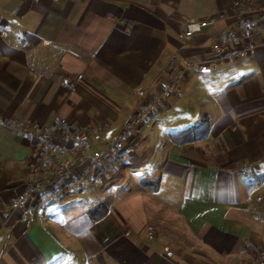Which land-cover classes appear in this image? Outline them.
Listing matches in <instances>:
<instances>
[{"label":"crops","instance_id":"crops-1","mask_svg":"<svg viewBox=\"0 0 264 264\" xmlns=\"http://www.w3.org/2000/svg\"><path fill=\"white\" fill-rule=\"evenodd\" d=\"M261 7L264 0H0V264L254 259L264 246V19L253 10ZM220 15L184 36L188 21ZM174 77L181 95L158 103L79 192L17 204L31 166L48 158L41 140L67 157L66 129L81 128L93 150L103 148ZM205 117L207 138L171 140ZM128 160L145 163V190L131 186L137 170L123 167ZM83 170L77 164L67 182ZM119 172L115 193L107 183ZM100 203L107 213L94 221L89 210Z\"/></svg>","mask_w":264,"mask_h":264},{"label":"built area","instance_id":"built-area-1","mask_svg":"<svg viewBox=\"0 0 264 264\" xmlns=\"http://www.w3.org/2000/svg\"><path fill=\"white\" fill-rule=\"evenodd\" d=\"M261 13L262 19H264V7L253 8ZM238 17H242L241 13L235 14ZM225 18L224 15L210 17L207 19L190 20L186 23L184 29V36L188 37L194 33L200 32L205 27L213 24L218 19ZM244 27L249 29L251 23L245 21ZM243 54L242 50H238L229 54H226V58H231L236 55ZM185 66H191L190 63L185 62ZM178 77H174L170 82L163 87L157 96L147 103L139 104L135 114L131 117L126 127L119 131V134L104 146L103 148L93 150L90 146V142L87 140V133L81 128L74 130L66 129V136L74 143L73 148L69 156H64L55 145L41 140V148L43 152L48 155V158H41L39 162L31 166V175H33L27 182L25 192L19 197L17 201L18 205H23L28 202L33 196L40 195V205L43 206L46 203L55 201L59 196L65 194L77 193L81 190L83 184L91 182L95 178L96 171L100 170L104 162L113 160L118 157L123 148L124 140L133 130L144 124L150 116L153 115L158 109V103H161L164 98L171 94L181 95V91L178 87ZM68 83V78L62 80ZM89 132H98L99 128L91 127ZM82 163L84 170L82 171V178H77L76 181L67 182L72 172L75 171L77 164ZM49 187H46L48 186ZM148 233L146 234L148 239L155 237V232L152 226H148ZM165 248V247H164ZM167 249V248H166ZM248 264H264V246L257 247V256L254 257Z\"/></svg>","mask_w":264,"mask_h":264},{"label":"trees","instance_id":"trees-1","mask_svg":"<svg viewBox=\"0 0 264 264\" xmlns=\"http://www.w3.org/2000/svg\"><path fill=\"white\" fill-rule=\"evenodd\" d=\"M210 123L208 118H203L199 124L193 127H188L180 131H175L170 134V138L174 143L178 144H184L189 143L193 141H200L209 136V130H210ZM220 160L226 161L223 156L220 157ZM236 164L234 163H228L226 167H235ZM264 180V178L261 179V177L257 178V182ZM107 206L104 203L98 204L95 208L92 210H89L90 218L94 221L99 220L100 218L104 217L107 213L106 211Z\"/></svg>","mask_w":264,"mask_h":264},{"label":"rangeland","instance_id":"rangeland-1","mask_svg":"<svg viewBox=\"0 0 264 264\" xmlns=\"http://www.w3.org/2000/svg\"><path fill=\"white\" fill-rule=\"evenodd\" d=\"M147 161H148V160H147ZM147 161H146V163H147ZM133 164H134V163H133L132 160H128V161H126V163L123 165V167H124V166H130V165L135 166V168H136V170H137L136 177L132 180V182H131L130 184H131V186L134 185V186H136V187H140V189H142V190H145L150 184L147 183L148 181H147L146 179L143 178V177H146V176H140V174H139V172H141V171H140L141 167H142L143 165H145V163L140 162V163H136V165H135V164L133 165ZM117 183H121V175H120V172H119L118 174H116L113 178H111V179L108 181L107 184H109V185H111L112 187L115 188V186L118 185ZM114 192L117 193V192H118V189L115 188V191H114ZM91 200H92V199H91Z\"/></svg>","mask_w":264,"mask_h":264}]
</instances>
